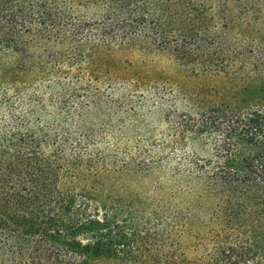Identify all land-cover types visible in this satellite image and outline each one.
I'll return each mask as SVG.
<instances>
[{"label":"trees","instance_id":"obj_1","mask_svg":"<svg viewBox=\"0 0 264 264\" xmlns=\"http://www.w3.org/2000/svg\"><path fill=\"white\" fill-rule=\"evenodd\" d=\"M235 1L237 21L264 11ZM205 2L0 0V264H264L263 87L243 107L169 106L170 142L191 148L181 162L102 144L84 111L101 86L120 90L119 106L149 92L125 58L134 48L218 74L208 30L227 10ZM113 172L150 188H122Z\"/></svg>","mask_w":264,"mask_h":264},{"label":"rangeland","instance_id":"obj_2","mask_svg":"<svg viewBox=\"0 0 264 264\" xmlns=\"http://www.w3.org/2000/svg\"><path fill=\"white\" fill-rule=\"evenodd\" d=\"M205 1L206 6L227 10L224 14L218 11L219 16L208 30L218 37L219 42L209 48L207 55L212 57L213 67L221 71L218 74L202 73L195 62H189L190 67L178 65L166 52L159 50L144 52L134 48L126 51L125 58L131 60L140 75L150 82L149 92L129 93L128 102L119 106L122 100L120 90L114 92L101 86L103 93L92 97L87 104L90 107L86 109L87 106H84V111L94 128L102 132V144H111L117 139L121 147L124 145L129 150L136 151L138 145L145 146L150 149L149 152L161 150L167 162L169 159L181 162L185 156L191 155V148L187 144L178 146L170 142L168 123L163 116L170 109L169 106L176 112H185L195 108L194 103L198 104L199 101L210 103L223 100L236 104L239 101L243 107L248 102L245 100H250L253 94L263 95L264 91L257 93L251 90L255 86L264 88V58H256L254 54L259 47L264 50V11L259 13L253 10L247 13L246 18L237 21L240 9L235 0ZM220 41H224L223 47L219 45ZM248 50H252L253 54ZM154 92L161 93L163 98L158 99ZM123 99H127V94ZM109 129L113 133H120L114 138L107 136ZM162 144L164 149H161ZM108 180L142 195L150 188V181L142 180L140 184L131 173L113 172ZM95 263L108 264L103 261Z\"/></svg>","mask_w":264,"mask_h":264}]
</instances>
